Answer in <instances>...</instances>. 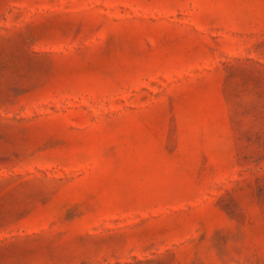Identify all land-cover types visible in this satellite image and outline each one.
<instances>
[{"label": "rangeland", "instance_id": "374dc122", "mask_svg": "<svg viewBox=\"0 0 264 264\" xmlns=\"http://www.w3.org/2000/svg\"><path fill=\"white\" fill-rule=\"evenodd\" d=\"M0 264H264V0H0Z\"/></svg>", "mask_w": 264, "mask_h": 264}]
</instances>
